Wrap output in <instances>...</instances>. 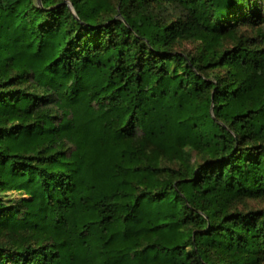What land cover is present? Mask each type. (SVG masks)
I'll list each match as a JSON object with an SVG mask.
<instances>
[{"label":"trees","instance_id":"obj_1","mask_svg":"<svg viewBox=\"0 0 264 264\" xmlns=\"http://www.w3.org/2000/svg\"><path fill=\"white\" fill-rule=\"evenodd\" d=\"M254 199L264 0H0V264H264Z\"/></svg>","mask_w":264,"mask_h":264},{"label":"rangeland","instance_id":"obj_2","mask_svg":"<svg viewBox=\"0 0 264 264\" xmlns=\"http://www.w3.org/2000/svg\"><path fill=\"white\" fill-rule=\"evenodd\" d=\"M247 35H251L249 30L245 31ZM194 44L189 42H183L180 46L181 49H193ZM191 159L193 160V154L191 153ZM237 207L243 210L247 209H259L264 211V199L245 200L239 202Z\"/></svg>","mask_w":264,"mask_h":264},{"label":"water","instance_id":"obj_3","mask_svg":"<svg viewBox=\"0 0 264 264\" xmlns=\"http://www.w3.org/2000/svg\"><path fill=\"white\" fill-rule=\"evenodd\" d=\"M37 1H39V0H37Z\"/></svg>","mask_w":264,"mask_h":264}]
</instances>
